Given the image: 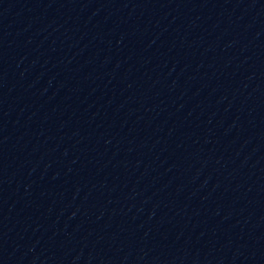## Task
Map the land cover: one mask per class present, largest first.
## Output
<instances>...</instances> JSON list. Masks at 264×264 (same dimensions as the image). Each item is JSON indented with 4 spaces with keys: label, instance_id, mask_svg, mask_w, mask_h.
Returning a JSON list of instances; mask_svg holds the SVG:
<instances>
[{
    "label": "water",
    "instance_id": "obj_1",
    "mask_svg": "<svg viewBox=\"0 0 264 264\" xmlns=\"http://www.w3.org/2000/svg\"><path fill=\"white\" fill-rule=\"evenodd\" d=\"M0 264H264V0H0Z\"/></svg>",
    "mask_w": 264,
    "mask_h": 264
}]
</instances>
